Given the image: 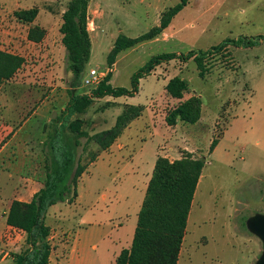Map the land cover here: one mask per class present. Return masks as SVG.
Returning <instances> with one entry per match:
<instances>
[{
	"label": "rangeland",
	"instance_id": "374dc122",
	"mask_svg": "<svg viewBox=\"0 0 264 264\" xmlns=\"http://www.w3.org/2000/svg\"><path fill=\"white\" fill-rule=\"evenodd\" d=\"M70 1L0 0L1 34L13 24L20 35H26V23L14 16L20 10L38 8L41 13L36 20L52 26L55 52L45 59V51L39 57L28 55L23 71L0 90L2 100L31 102L22 114H37L33 147L38 151L44 148L45 129L50 127L51 132L68 106L69 88L75 81L67 70L66 56L59 51V24ZM179 2L90 3L92 53L76 93L89 94L96 88L85 85L92 70L103 79L112 72L113 87L131 90L133 76L152 58L162 54L176 57L140 79L134 96L96 100L79 116L92 136L111 129L126 106L145 109L107 152L94 142L87 143L86 138L80 140L77 162L87 165L92 154L100 156L81 178L76 202L59 203L47 214L52 246L49 264H113L132 244L149 181L163 155L171 161L188 155L206 160L178 264H255L262 253V242L247 230L246 222L253 215L264 214V0H195L175 17L167 36L122 52L111 69L107 65L121 34L137 38L149 32L160 24L162 13ZM238 40L242 41L239 45ZM227 43V51H214L207 58L209 72L204 78L194 59L181 57L207 53ZM175 77L189 84L183 100L166 92ZM192 96L203 99L199 123L180 122L170 127L166 116ZM4 138L3 145L8 140ZM215 139L220 141L210 154ZM3 234L0 262L7 254L1 264H14V255L27 248L26 235L19 231ZM68 250V259L60 260Z\"/></svg>",
	"mask_w": 264,
	"mask_h": 264
},
{
	"label": "trees",
	"instance_id": "16d2710c",
	"mask_svg": "<svg viewBox=\"0 0 264 264\" xmlns=\"http://www.w3.org/2000/svg\"><path fill=\"white\" fill-rule=\"evenodd\" d=\"M91 1L71 0L62 14L60 33L63 36L62 44L67 51V70L75 76L73 83L75 88L78 87V81L92 53V40L88 28ZM193 1L195 0H180L175 7L162 13L158 26L137 38L121 34L107 57L108 68L111 69L116 64L122 52L162 36L171 27L175 17ZM38 15V8L14 13L18 20L26 24H32ZM45 36L46 31L39 26L31 27L28 33V39L35 43L41 42ZM228 43L207 53L196 55L191 52L181 57L187 60L194 59L199 75L204 78L209 72L207 58L215 52L227 51ZM241 43V40L236 42L237 45ZM174 57L176 54H162L152 58L133 76L131 90L113 87L110 83L112 72H109L91 93L70 92V102L59 119L64 122L61 126L53 127L45 143L47 167L43 188L28 203L14 201L6 216L8 226L26 235L27 248L22 253L14 255V264H49L52 246L51 228L46 223L47 214L59 203L76 202L79 181L99 156L92 154L90 164L87 165L77 162L80 140L86 138L87 143L94 142L100 150L107 151L123 135L125 129L143 115L145 109L126 106L111 129L92 136L84 130L85 121L79 116L84 115L96 100L134 96L138 92L140 79L150 75L162 62L170 61ZM25 63V58L0 50V87L12 80ZM165 89L173 99L183 100L185 93L189 91V84L186 80L175 77L169 81ZM202 107L203 99L200 96H192L181 101L166 116V122L170 127L180 122L196 125L202 118ZM218 143L219 139L212 141L210 153ZM205 164V158L196 159L191 155L175 161L158 157L138 216L132 244L121 251L114 264L179 263L188 219Z\"/></svg>",
	"mask_w": 264,
	"mask_h": 264
},
{
	"label": "crops",
	"instance_id": "0c3cea01",
	"mask_svg": "<svg viewBox=\"0 0 264 264\" xmlns=\"http://www.w3.org/2000/svg\"><path fill=\"white\" fill-rule=\"evenodd\" d=\"M40 13L41 12L39 11V15ZM47 13L49 17H54L52 12L48 11ZM33 26H39L41 29L46 31L45 38L39 43L32 42L28 39L29 30ZM24 27L26 29L25 36L20 35L18 27L13 24L9 25L8 29H5L9 30L8 32H4L3 34L0 32V43H4L0 45V50L19 55L25 58L27 61L26 63H28V55L39 57L40 55H44V51L46 55L43 56V59L49 58L51 53L55 52V44L52 43L55 39H52L51 37V24L46 23L43 25L35 20L32 24H26ZM60 27L61 24H59L58 29L61 41L59 51L63 52L64 56H66V49L62 44L63 36L60 33ZM171 29H173L172 26L169 28V30ZM164 36H167V34L163 33L162 36H160L158 39H155L154 41H159L160 38ZM6 47L9 49H6ZM26 63L17 74L23 71ZM17 74L15 76H17ZM77 88L73 87L72 84L71 88L69 89H72L71 91H76ZM30 105L31 102L29 101L22 102L19 99L13 101L0 99V247L4 239V232L19 231L8 226L6 223V216L12 203L14 201L27 203L30 202L33 196L41 188H43V183L46 180L47 161L45 143L48 141L50 136V127H47L43 134L44 140L41 142V144L44 145V148L42 146L39 151L36 150L33 145L37 133V125L36 123L34 124V121L37 122V114L36 112H33L32 114L28 112L25 116L22 114L24 107L27 108ZM61 117L56 119V122H58L55 127L61 126L63 124L64 121H59ZM3 123L6 125L4 124L5 126H2ZM3 136L5 138L8 137V140L4 143V145ZM113 146L110 149H113ZM214 150L210 154H213ZM161 157L166 156L163 155ZM69 255L70 253L68 250V252H66V254L60 260L68 259ZM6 257L7 254L3 257L0 264L5 260ZM60 262L61 261H59L58 264Z\"/></svg>",
	"mask_w": 264,
	"mask_h": 264
},
{
	"label": "water",
	"instance_id": "95a60500",
	"mask_svg": "<svg viewBox=\"0 0 264 264\" xmlns=\"http://www.w3.org/2000/svg\"><path fill=\"white\" fill-rule=\"evenodd\" d=\"M247 230L256 236L263 245V250L255 264H264V214L251 216L246 222Z\"/></svg>",
	"mask_w": 264,
	"mask_h": 264
},
{
	"label": "built area",
	"instance_id": "2783aa9c",
	"mask_svg": "<svg viewBox=\"0 0 264 264\" xmlns=\"http://www.w3.org/2000/svg\"><path fill=\"white\" fill-rule=\"evenodd\" d=\"M103 80V77L98 71L92 70L89 77L85 80L86 86H98Z\"/></svg>",
	"mask_w": 264,
	"mask_h": 264
}]
</instances>
